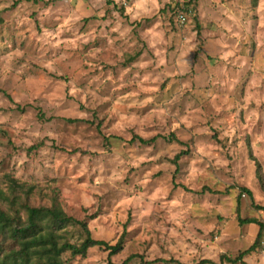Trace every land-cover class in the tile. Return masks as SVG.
<instances>
[{"label": "rangeland", "instance_id": "1", "mask_svg": "<svg viewBox=\"0 0 264 264\" xmlns=\"http://www.w3.org/2000/svg\"><path fill=\"white\" fill-rule=\"evenodd\" d=\"M187 5L180 25L167 0H0L1 208L121 245L62 264H242L257 240L264 0ZM243 261L264 264V236Z\"/></svg>", "mask_w": 264, "mask_h": 264}, {"label": "trees", "instance_id": "2", "mask_svg": "<svg viewBox=\"0 0 264 264\" xmlns=\"http://www.w3.org/2000/svg\"><path fill=\"white\" fill-rule=\"evenodd\" d=\"M191 2V0L189 1ZM187 2V3H189ZM186 3V4H187ZM189 6V5H187ZM180 7L173 9L178 11ZM186 9V7H185ZM157 138L146 141L138 138L142 144L156 141ZM135 140V139H133ZM177 156L176 159H179ZM246 193L250 191L244 189ZM7 200L3 189L0 188V229L3 230L8 239L12 241V248L9 253L0 247V264H62L61 256L66 251H71L72 256H85L93 247H103L110 250V255H115L121 245L111 246L105 241L94 239L89 232L87 225L81 224L86 233V239L80 246L60 243L61 233L67 227L79 224L76 220L68 217L64 212L56 208L31 207L26 205L27 218L23 222L20 217H10L2 208L1 204ZM17 201L16 199H14ZM264 210V207L257 206ZM244 224H256L259 226V234L255 244L249 250L241 253L234 262L246 264L243 259L252 251L264 236V223L257 219L243 220ZM5 238V241L8 240ZM129 258L124 264L131 261ZM205 262H203L204 264Z\"/></svg>", "mask_w": 264, "mask_h": 264}, {"label": "built area", "instance_id": "3", "mask_svg": "<svg viewBox=\"0 0 264 264\" xmlns=\"http://www.w3.org/2000/svg\"><path fill=\"white\" fill-rule=\"evenodd\" d=\"M168 2H177L179 3V10L174 11L175 15V21L176 23L180 25H184L187 22H189L191 16L193 15V9L190 6H186V3L189 2L190 0H167ZM186 7V9H185Z\"/></svg>", "mask_w": 264, "mask_h": 264}]
</instances>
